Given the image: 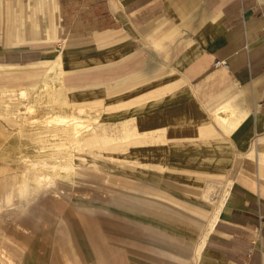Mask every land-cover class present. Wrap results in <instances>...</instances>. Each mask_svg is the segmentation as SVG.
<instances>
[{
    "label": "crops",
    "instance_id": "1",
    "mask_svg": "<svg viewBox=\"0 0 264 264\" xmlns=\"http://www.w3.org/2000/svg\"><path fill=\"white\" fill-rule=\"evenodd\" d=\"M35 66L38 90L49 75L90 89L69 100L140 136L118 159L76 147L70 167L40 164L47 181L32 161L17 174L28 204L79 162L101 168L69 195L47 264H264V0H0V69Z\"/></svg>",
    "mask_w": 264,
    "mask_h": 264
},
{
    "label": "rangeland",
    "instance_id": "2",
    "mask_svg": "<svg viewBox=\"0 0 264 264\" xmlns=\"http://www.w3.org/2000/svg\"><path fill=\"white\" fill-rule=\"evenodd\" d=\"M45 16L41 17L43 23L46 21ZM45 57L43 53L36 55L31 52L25 60ZM45 67L47 66L0 69V105H4V108L0 106V146L3 148L5 142L4 147L7 148V151L0 150V194L4 198L0 209V264H26L30 249L40 262L47 264L46 259L51 255V247L46 245L48 239L52 238L54 232L63 233L69 229L65 217L69 210L64 207L69 195L74 193L75 187L84 188V185H88V188H98L100 184L101 168L79 163L82 173L75 174L71 182L58 183L55 191L41 190L28 204V199L24 197L10 198L17 182V174L25 171L29 161L38 165L37 170L36 167L33 168L34 176L50 179L54 168H45L40 164L70 166L69 159L76 147L82 148L81 155L93 154L100 161L118 159L120 153L126 152L123 147L140 137L129 120L109 128L101 123L105 111L101 109L100 112H90V108H85L81 102L73 103L69 100L89 92L90 89H69L63 78L58 82L49 75L48 81L54 84L52 90L39 93L41 80L47 77L44 73ZM34 69L42 70L37 76L21 79L24 72ZM61 74L63 75V71ZM34 86L37 89H34L36 91L32 94ZM2 110L5 114H2ZM55 112L63 116L72 113L80 121V127L67 130L66 126H60L51 135L46 122ZM112 113L106 114L115 116L116 113ZM34 119H37V122H34ZM89 133L95 137V148L92 151L89 149ZM65 136L67 139L64 140ZM21 207H24L23 212L19 210Z\"/></svg>",
    "mask_w": 264,
    "mask_h": 264
},
{
    "label": "bare ground",
    "instance_id": "3",
    "mask_svg": "<svg viewBox=\"0 0 264 264\" xmlns=\"http://www.w3.org/2000/svg\"><path fill=\"white\" fill-rule=\"evenodd\" d=\"M33 90L34 89H36L35 87H33L32 88ZM48 90H51V86H49V85H45L44 84V86H42L41 88H40V90H39V93H41V92H47ZM36 90H34L33 92H32V94L35 92ZM42 94V93H41ZM40 95V94H39ZM42 96V95H41ZM49 96V95H48ZM24 97V96H23ZM34 97V96H33ZM38 98H39V96H38ZM47 100V99H46ZM50 101V100H49ZM2 108H4L3 106L4 105H0ZM62 108V107H61ZM29 109V108H28ZM55 109H57V108H55ZM27 110V109H26ZM60 110V109H59ZM58 110V111H59ZM62 110V109H61ZM26 113V112H25ZM27 113H28V111H27ZM67 113V112H66ZM2 114H5L4 113V110H2ZM36 115V114H35ZM38 117H39V115H37ZM50 116V115H49ZM24 117H25V115H24ZM27 118V117H26ZM50 119L46 122V127H48L49 129H50V132H51V135H53V131H56L57 129H55V128H58V127H60V126H72V128L75 130V129H77V128H79L80 127V121H78L77 120V118L76 117H74V115H72V114H68V115H60V113H58V112H55V113H53V114H51V116L49 117ZM24 119V118H23ZM44 119V118H43ZM21 121V120H20ZM34 122H37V119H34L33 120ZM27 122V121H26ZM21 123V122H20ZM29 123H30V121H29ZM44 125V124H43ZM82 125V124H81ZM0 127H1V123H0ZM17 128V127H16ZM22 128V127H21ZM52 128H54V129H52ZM18 129V128H17ZM15 131H17V130H15ZM37 131V130H36ZM0 132H2V131H0ZM11 132H13V131H11ZM19 132V131H18ZM29 132V131H28ZM39 132V131H38ZM4 133V132H3ZM15 133V132H14ZM35 133V132H34ZM40 135V134H39ZM19 136V135H18ZM28 136V135H27ZM57 137V136H56ZM67 136H65L64 137V140L65 139H67L66 138ZM74 137V136H73ZM55 138V137H54ZM20 140V139H19ZM62 140V139H61ZM4 142V141H3ZM24 146V145H23ZM40 148V147H39ZM43 148V147H42ZM47 149V148H46ZM49 149V148H48ZM0 150H4V148H1V146H0ZM30 150V149H29ZM36 150V149H35ZM59 150V149H58ZM64 151V150H63ZM66 152H68V151H66ZM75 152V151H74ZM86 152V151H85ZM86 156V155H85ZM91 158V157H90ZM89 158V159H90ZM77 159V158H76ZM92 159H93V157H92ZM91 159V160H92ZM36 160V159H35ZM40 160V159H39ZM84 161V160H83ZM94 161V160H93ZM86 162V161H85ZM84 162V163H85ZM76 163V162H75ZM79 163H81V162H79ZM72 164V163H71ZM77 164H78V162H77ZM86 164H87V162H86ZM97 164V163H96ZM29 165V164H28ZM43 165V164H42ZM33 168H35L36 170H37V166L38 165H34V163H33V165H31ZM53 166V165H52ZM29 167V166H28ZM63 167V166H62ZM70 167V166H69ZM39 168V167H38ZM41 168V167H40ZM46 168V167H45ZM54 168V167H53ZM75 168V167H74ZM32 169V168H31ZM51 169V168H50ZM69 169V168H68ZM2 170V169H1ZM34 170V169H33ZM58 170H60V169H58ZM73 170V169H72ZM51 171V170H50ZM69 171V170H68ZM54 172V171H53ZM25 173V172H24ZM57 173V172H56ZM66 173V172H65ZM1 174H3V173H1ZM27 174V173H26ZM62 174H64V173H62ZM69 174V173H68ZM27 176V175H26ZM60 176V175H59ZM65 176V175H64ZM17 177V182H16V184H15V186H14V188L12 189V192H14V193H11V197H17V196H20V197H24V198H26L25 197V194H22L21 192L23 191V189H24V187L26 186V184H27V182L29 181V179L27 178V177H24L23 175L21 176L20 174L18 175V176H16ZM51 178H53V177H51ZM61 178V177H60ZM47 179V178H46ZM45 179V180H46ZM63 179V178H62ZM67 179V178H66ZM44 180V179H43ZM59 180V179H58ZM47 181V180H46ZM50 181V180H49ZM52 182V181H51ZM50 183V182H49ZM42 184H44V183H42ZM45 185H47V184H45ZM48 186V185H47ZM39 187H41V186H39ZM52 187V186H51ZM2 193V192H1ZM29 195V194H28ZM31 195V194H30ZM34 197V196H33ZM33 197H31V198H33ZM3 199L4 198H2V195L0 194V209H1V207H2V203H4L3 202ZM31 200V199H30ZM28 201V200H27Z\"/></svg>",
    "mask_w": 264,
    "mask_h": 264
},
{
    "label": "built area",
    "instance_id": "4",
    "mask_svg": "<svg viewBox=\"0 0 264 264\" xmlns=\"http://www.w3.org/2000/svg\"><path fill=\"white\" fill-rule=\"evenodd\" d=\"M215 64H221V65H224L225 64V60H217L216 62H215Z\"/></svg>",
    "mask_w": 264,
    "mask_h": 264
}]
</instances>
